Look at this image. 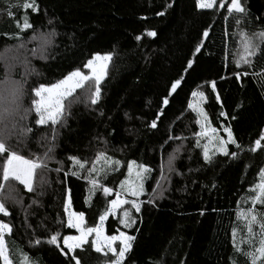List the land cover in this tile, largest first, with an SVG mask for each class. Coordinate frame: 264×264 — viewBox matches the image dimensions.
<instances>
[{
	"label": "trees",
	"instance_id": "trees-1",
	"mask_svg": "<svg viewBox=\"0 0 264 264\" xmlns=\"http://www.w3.org/2000/svg\"><path fill=\"white\" fill-rule=\"evenodd\" d=\"M18 3L23 0H0V52L15 50L20 43L9 38L11 34L23 37L25 47L7 69L12 80L24 82L23 107L30 106L34 86L56 82L76 68L82 70L93 55L111 54L112 60L96 105L91 104L89 94L75 93L79 100L72 104L63 126H57L51 159L34 180L36 192L28 193L17 185L19 204L4 200L7 189L0 192V200L10 212L0 217V222L12 226V233L5 234L10 258L16 264L24 256L35 264H67L60 249L48 243L51 235L59 234L63 248L62 237L75 234L67 228L64 202L70 200L72 211L85 213V227L95 226L107 202L115 198L119 182L125 179L127 163L135 160L152 170L144 182L145 194L138 201L140 211L125 206L136 223L125 228L116 217L105 221L106 235L123 231L135 237L126 264H251L248 257L233 249L232 231L237 230L236 240L243 251L254 250L240 243L249 237L246 221L238 213L252 207L250 190L264 168V140L257 151L250 150L264 133V75L260 74L264 43L250 58L251 66L241 63L238 67L235 61L241 48L238 33L264 30V0H242L249 14L239 26L227 13L226 4L224 8L198 9L196 0H37V13L17 7ZM25 16L35 27L20 32L17 23L22 26ZM149 32L157 35L149 36ZM49 33L55 35L47 58H37L32 50L40 41L31 37ZM198 46L200 53L195 51ZM188 60L194 63L186 71ZM5 71L0 63V81ZM176 79H181V84L164 106L162 98ZM194 91L205 93L200 106L208 115V125L216 128L215 135L226 139L223 128L232 130L241 146H227L230 153H236L235 158L216 154L211 164L204 162L203 148L196 146V133L201 130L196 124L198 117L188 108V103L196 100L191 95ZM34 119L32 113L25 123ZM153 120L156 128L150 127ZM30 126L34 131L26 146L17 144L15 136L8 140L26 157L45 151L44 142H37L41 135L51 138L49 127ZM206 142L200 141L201 145ZM174 148V168L156 191V198L148 202L161 164ZM212 150L210 146V154ZM99 153L120 161V165L113 169L103 159L96 161ZM69 156L87 161L85 168H91L95 161L98 169L107 170L106 178L103 170L98 178L103 186L113 189V195L105 196L102 188L93 190L83 170L80 178L72 175L79 166ZM255 207L264 212V205ZM253 231L260 229L254 225ZM254 240L258 246L259 237ZM85 249L74 253L82 264H103L101 254L90 245ZM257 264H264V260Z\"/></svg>",
	"mask_w": 264,
	"mask_h": 264
},
{
	"label": "snow or ice",
	"instance_id": "snow-or-ice-1",
	"mask_svg": "<svg viewBox=\"0 0 264 264\" xmlns=\"http://www.w3.org/2000/svg\"><path fill=\"white\" fill-rule=\"evenodd\" d=\"M216 3L217 0H196V7L198 9H212ZM16 6L22 7L25 11L30 9L32 13L39 11L37 0H23L22 4L18 3ZM219 6L221 8L225 7L223 0H220ZM227 13L233 17L235 24L238 26L242 23L243 18L249 14L242 0H230V3L227 4ZM163 14V12L159 13V15ZM9 15L11 16V12H9ZM48 23L51 24V20ZM261 23L264 24V20ZM34 27L28 16L24 17L22 26L20 23H17V28L20 32L34 30ZM54 35L55 33H49L46 36L40 37L32 36V41L38 39L40 41L39 47L32 50L33 55L40 59H46L47 48L50 46L51 37ZM148 35L155 37L157 33L149 32ZM203 35L207 37L208 32L205 31ZM238 35L240 37L241 48L236 53L239 59L235 62L238 67L241 63L251 66L252 61L250 58L257 54L261 44L264 43V30L251 33L242 31ZM9 38L16 39L20 43L15 46V50L6 48L3 52H0V63H3L6 69L4 79L0 81V192L7 189L8 194L4 197V200H11L14 204H19L20 197L17 185L23 186V190L28 193L36 192L34 180L40 172H43L47 168V161L51 159V154L55 149L57 126H63L66 122L65 116L69 113L72 104L79 100V97L75 95L77 89L87 88L91 104L96 105L98 103L101 96L100 85L107 74L106 70L109 62L112 60V55H93L82 65L83 69H87V74L80 68H76L69 71L63 78L57 79L56 82L41 83L38 86H34L30 93V106L25 108L22 103L24 82L23 80H12L7 71L8 68L13 66L12 62L19 59V49L25 47V41L22 36L17 34H11ZM136 39L139 40L140 37L137 36ZM195 51L200 53L201 48L198 46ZM25 62H27V58H25ZM193 63L192 60H188L185 70L192 69ZM31 71L29 68V72ZM260 74L264 75V68L261 69ZM237 78H239V74ZM180 84L181 79H176L171 83L170 92H167L162 98L164 106L169 105V97L177 91ZM211 87L212 91L215 92V82H212ZM191 95L196 100L195 102L190 101L188 108L192 109L198 117L196 124L200 125L201 130L196 133V146L203 148L204 162L211 164L213 162L212 156L216 154L231 155L235 158L236 153H230L227 146L230 144L236 145L237 148L241 146L234 138L230 127L223 128L227 137L226 139L215 135L216 128H211L208 125V115L200 106V103L206 99L205 93L203 91H194ZM216 100H220L219 95L216 96ZM32 113L35 114L34 121L25 123V121L29 120V116ZM220 115L223 116L225 114L221 112ZM202 120L203 123L201 122ZM31 123H34L37 128L49 127L51 138L49 139V134L41 135L37 142H44L42 146L45 148V151L26 157L15 146H10L8 140L15 136L17 144H24L26 146L28 139L34 131L33 127L30 126ZM150 127H157L155 120L152 121ZM201 139H206L207 142L201 145ZM261 140H264V133H261L260 139L255 141V146L250 149L252 152L257 151L260 147ZM210 146L213 149L211 154L209 151ZM68 159L79 166L76 171L72 172V175L80 178L79 172L83 170L88 173L84 178L88 180L93 190L102 188L105 196L113 195V189L103 186L101 179L98 178L102 170L105 172L104 178H106L107 170L98 169L95 161L92 163L91 168H85L87 161L81 162L79 158L73 156H69ZM101 159L113 169L120 165V161L112 160L110 157L104 156L103 153H99L96 156V161H100ZM126 166L127 177L119 182V190L115 191V198L107 202L103 213L99 215V223L95 224V226L85 227V213L70 210V200L64 202L63 208L67 217V228L75 229L78 235L63 236V248H60L59 234L51 235L48 243L60 249L61 255L67 260V264H73V262L75 264H82V260L74 253L76 250L85 251L86 245H90L91 250L97 254H101L105 258L103 264H126L128 254L132 249V241L135 237L127 235L123 231H118V234L106 235L105 221L110 216L116 217L125 228L136 223L132 212L125 206L131 205V208L135 209L137 213L140 211L141 204L138 201L145 194L144 182L148 178L147 174L152 171L144 164H138L135 160L129 161ZM169 167L171 168V158L169 159ZM259 173V182L250 190L253 193L251 197L252 207L238 213L239 218L246 221L249 237L247 240L242 239L240 243H247L251 247H254V250L243 251L236 240L237 230L234 228L232 231L233 249L236 253L248 257L251 264H257L258 260H264V212L257 211L255 207L258 204L264 205V168H261ZM159 187L160 183L157 181V188ZM152 192L154 195L150 197L148 202H152L156 198V188H153ZM126 197H132V199ZM4 200H0V217L10 215ZM258 217L261 218L258 219ZM254 225L259 227L260 231L258 233H254ZM6 233H12V226L6 222H0V262L2 264H16L10 258V251L6 247ZM257 236L259 237L258 246H255L256 241L254 237ZM36 243L39 244L40 241L37 240ZM20 264H35V262L30 257L24 256Z\"/></svg>",
	"mask_w": 264,
	"mask_h": 264
},
{
	"label": "rangeland",
	"instance_id": "rangeland-1",
	"mask_svg": "<svg viewBox=\"0 0 264 264\" xmlns=\"http://www.w3.org/2000/svg\"><path fill=\"white\" fill-rule=\"evenodd\" d=\"M223 2H225V0H223ZM228 3H230V0H226V2H225V4L227 5ZM220 4V0H217V3H216V5H219ZM101 56H103V55H101ZM87 62V61H86ZM82 71L85 73V74H87V69H83L82 68ZM77 91L78 92H83L84 94H89V91H88V89L87 88H83V89H77ZM76 91V92H77ZM211 135V134H210ZM177 148V147H176ZM176 150L177 149H175L174 148V150L170 153V155L162 162L163 164H161V167H160V170H159V175H157L158 176V181H159V183H160V186L163 184V182L164 181H166L167 180V177H168V175H170L171 174V172L169 173V171L171 170V169H173L174 168V165H175V163H173L174 162V159H175V153H176ZM171 158V168L169 167V159ZM127 177V174H126V176L124 177V178H126ZM118 190H119V187H118ZM157 190H159L158 188H157V185H156V191ZM161 192V191H160ZM159 192V193H160ZM126 198H128V199H132V197H126ZM71 210V209H70ZM66 220H67V217L65 218ZM73 232H75V234L73 233V235H78V233L75 231V229H73ZM116 234H118V231H117V233ZM63 245V244H62ZM1 264H2V262H1Z\"/></svg>",
	"mask_w": 264,
	"mask_h": 264
}]
</instances>
